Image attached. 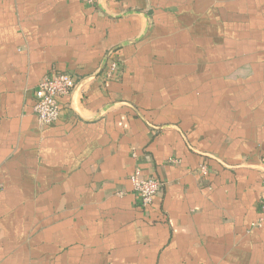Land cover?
Listing matches in <instances>:
<instances>
[{
	"label": "crops",
	"instance_id": "0c3cea01",
	"mask_svg": "<svg viewBox=\"0 0 264 264\" xmlns=\"http://www.w3.org/2000/svg\"><path fill=\"white\" fill-rule=\"evenodd\" d=\"M262 157L264 0H0V264H264Z\"/></svg>",
	"mask_w": 264,
	"mask_h": 264
},
{
	"label": "built area",
	"instance_id": "2783aa9c",
	"mask_svg": "<svg viewBox=\"0 0 264 264\" xmlns=\"http://www.w3.org/2000/svg\"><path fill=\"white\" fill-rule=\"evenodd\" d=\"M94 4L99 0H83ZM119 64L112 61L110 69L106 72L107 78L112 77L118 71ZM79 85V77L70 73H57L55 75H45L35 89L34 111L40 122L52 124L57 121L61 114L58 97L70 95ZM259 166L264 170V157L261 158ZM202 172H207V167H201ZM132 188L141 197L143 206L152 204L154 197L161 189L162 183L153 177L142 175L140 170H136L130 177ZM264 204V200H263Z\"/></svg>",
	"mask_w": 264,
	"mask_h": 264
}]
</instances>
